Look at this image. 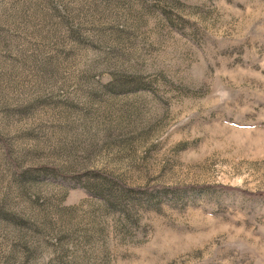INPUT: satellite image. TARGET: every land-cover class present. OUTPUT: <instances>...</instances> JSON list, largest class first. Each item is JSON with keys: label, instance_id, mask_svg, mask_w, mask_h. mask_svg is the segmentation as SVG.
Masks as SVG:
<instances>
[{"label": "rangeland", "instance_id": "374dc122", "mask_svg": "<svg viewBox=\"0 0 264 264\" xmlns=\"http://www.w3.org/2000/svg\"><path fill=\"white\" fill-rule=\"evenodd\" d=\"M0 264H264V0H0Z\"/></svg>", "mask_w": 264, "mask_h": 264}]
</instances>
